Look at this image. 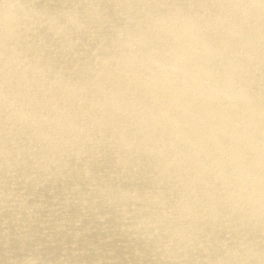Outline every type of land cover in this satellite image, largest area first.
<instances>
[{
	"label": "bare ground",
	"instance_id": "obj_1",
	"mask_svg": "<svg viewBox=\"0 0 264 264\" xmlns=\"http://www.w3.org/2000/svg\"><path fill=\"white\" fill-rule=\"evenodd\" d=\"M0 264H264V0H0Z\"/></svg>",
	"mask_w": 264,
	"mask_h": 264
}]
</instances>
